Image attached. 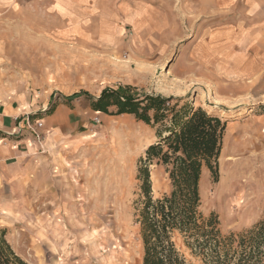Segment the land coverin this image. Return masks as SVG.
<instances>
[{
  "label": "rangeland",
  "instance_id": "1",
  "mask_svg": "<svg viewBox=\"0 0 264 264\" xmlns=\"http://www.w3.org/2000/svg\"><path fill=\"white\" fill-rule=\"evenodd\" d=\"M46 1L0 0V106L22 107L21 120L52 93L77 109L71 127L48 139L54 148L44 134L39 144L17 129L32 136L37 151L22 178L0 173V200L10 205L0 206V234L14 252L28 264H143L139 160L163 125L91 109L89 98L120 86L135 96L172 97L182 116L189 105L226 121L217 182L206 168L201 177V212L216 214L225 236L263 220L264 68L247 76L232 67L234 49L217 53L214 35L232 22L215 20L214 6L198 0H104L100 11L74 8L72 33ZM123 5L140 12L132 19ZM150 170L154 198L168 195L165 168Z\"/></svg>",
  "mask_w": 264,
  "mask_h": 264
},
{
  "label": "trees",
  "instance_id": "2",
  "mask_svg": "<svg viewBox=\"0 0 264 264\" xmlns=\"http://www.w3.org/2000/svg\"><path fill=\"white\" fill-rule=\"evenodd\" d=\"M91 109L109 116L132 115L157 129L159 141L139 160L136 223L143 246V264H264V218L242 233L223 235L218 216L201 212L200 182L208 169L217 182L218 162L227 122L205 109L184 106L182 116L172 97L137 95L130 88L105 89L99 98L88 99ZM52 105L46 110L51 115ZM35 116H32L34 119ZM165 123V124H164ZM165 168L172 190L155 199L152 165ZM178 241L194 261L182 253ZM0 264H28L0 234Z\"/></svg>",
  "mask_w": 264,
  "mask_h": 264
},
{
  "label": "crops",
  "instance_id": "3",
  "mask_svg": "<svg viewBox=\"0 0 264 264\" xmlns=\"http://www.w3.org/2000/svg\"><path fill=\"white\" fill-rule=\"evenodd\" d=\"M182 1V4H184L190 3L191 0ZM46 2L53 5L54 11L56 10L57 13L64 15L65 20L70 23V32L74 33L78 31L77 26L79 25V19H74V8L78 6L84 8L85 6L90 9V6H93L94 11L95 8L100 11L96 5L104 2V0H47ZM198 2L204 4V6H214L215 20L232 22L231 29H221L216 31L214 35L217 53H223L227 47L234 49L232 67L245 69L248 73L247 76H250L249 72L252 74L253 71L251 70L255 68H264V0H198ZM74 5L76 6L74 7ZM121 9L126 14L127 11L130 12L132 15H129L132 19L140 12L139 9L129 10L127 5H123ZM74 20L76 21L74 22ZM219 61V64L223 65V59ZM52 96L51 93L48 101L44 103L40 110L30 112L31 117L35 116L36 119H43L44 129L42 132L45 135L46 142L48 139L54 140L63 134L68 129L67 127H71V122H74L77 110L71 98H69L70 100L62 98L66 103H61V98L56 101V97L53 98ZM68 101L71 102L67 103ZM52 105H55V109L51 115H47L45 112ZM22 113H24L23 108L13 103L0 106V173L5 180L11 177L14 178L16 175L21 176V178L25 176L23 165L27 160L26 158L35 155L37 151L31 135H24L23 133L19 135L22 132L21 130L17 133L19 127H25L27 131L24 123L25 116L21 120L19 118ZM27 115H29V112H27ZM12 131L18 135L7 136ZM48 134L51 136H48ZM47 144L54 148V143L51 141ZM46 158L42 157L41 161ZM10 159L16 161V166L9 165ZM0 203L1 208H6L9 205L6 199L0 200ZM37 237L44 238L43 235Z\"/></svg>",
  "mask_w": 264,
  "mask_h": 264
},
{
  "label": "built area",
  "instance_id": "4",
  "mask_svg": "<svg viewBox=\"0 0 264 264\" xmlns=\"http://www.w3.org/2000/svg\"><path fill=\"white\" fill-rule=\"evenodd\" d=\"M24 123L27 130L36 139V142L41 144L42 140L44 139L43 135V127L44 121L43 119H33L30 115L24 117Z\"/></svg>",
  "mask_w": 264,
  "mask_h": 264
},
{
  "label": "bare ground",
  "instance_id": "5",
  "mask_svg": "<svg viewBox=\"0 0 264 264\" xmlns=\"http://www.w3.org/2000/svg\"><path fill=\"white\" fill-rule=\"evenodd\" d=\"M204 176V175H203Z\"/></svg>",
  "mask_w": 264,
  "mask_h": 264
}]
</instances>
